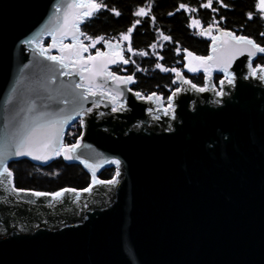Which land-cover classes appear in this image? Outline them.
<instances>
[{"label":"water","instance_id":"water-1","mask_svg":"<svg viewBox=\"0 0 264 264\" xmlns=\"http://www.w3.org/2000/svg\"><path fill=\"white\" fill-rule=\"evenodd\" d=\"M69 3L0 0V159L7 167L20 159L47 166L57 154L36 160L14 155L17 147L34 127L53 120L66 121L63 145L68 127L83 121L73 159L60 155L91 174L92 192L54 200L0 185V264H264V66L253 67L263 53L236 56L228 68L232 84L212 69L211 76L221 73L218 91L210 80L200 92L177 79L168 109L157 96H136L134 82L103 73L93 78L87 70L81 76V64L66 59L63 68L27 43L43 32L39 43L46 37L49 43L41 47L67 58L62 33L56 32L55 47L47 33L63 23ZM62 43H73L71 33ZM187 52L184 72L206 75L188 71ZM105 53L111 57L103 59L123 55L107 47ZM89 54L88 47L85 59ZM120 65L126 64L109 63L108 71ZM89 86L96 94L81 99ZM114 159L121 162L118 183L93 186V171L101 180Z\"/></svg>","mask_w":264,"mask_h":264},{"label":"trees","instance_id":"trees-1","mask_svg":"<svg viewBox=\"0 0 264 264\" xmlns=\"http://www.w3.org/2000/svg\"><path fill=\"white\" fill-rule=\"evenodd\" d=\"M193 1L195 0H102L106 7L87 18L81 26V31L93 39L104 37V41L97 43L95 47H89L91 54H95L97 50L104 51L106 41L122 42L124 57L130 62L114 68L112 72L133 76L131 89L135 93L139 92L141 97L155 94L167 104L170 95L179 88L178 84L173 82L177 77L173 71H161L156 68L157 64L175 69L196 86L202 87L206 83L204 74L189 75L184 72L185 50L201 57H207L210 53V41L191 30L190 17L184 9L179 8V5L184 4L189 9L193 6ZM227 4L230 10L224 12L223 28L236 36L248 37L264 46V35H261L264 33V18L253 12V0H229ZM141 7L148 11L147 16L135 15ZM113 10L118 11L120 15H115ZM250 12L254 17L251 20L247 16ZM137 20L140 21L139 24L135 23ZM133 25V52H129L127 41L121 40L120 36L133 28ZM162 36H169L171 39L165 41ZM83 41L87 46L92 43L85 39V36ZM141 52L147 55H139ZM261 66H264V55L258 56L253 62V67ZM219 78L217 75L215 81ZM81 134V123L76 121L64 134L63 145L76 144ZM8 168L12 172L15 188L26 191L54 194L66 188L84 190L91 184L89 172L81 165L66 164L60 154L44 167L36 166L27 159H20L10 162ZM113 176L114 169L110 168L105 169L99 178L110 180Z\"/></svg>","mask_w":264,"mask_h":264},{"label":"snow or ice","instance_id":"snow-or-ice-1","mask_svg":"<svg viewBox=\"0 0 264 264\" xmlns=\"http://www.w3.org/2000/svg\"><path fill=\"white\" fill-rule=\"evenodd\" d=\"M222 3V0H221ZM224 7H227V5H223ZM106 7L102 0L100 2H97V0H71V3L67 5V9L64 11V20L63 23L60 24V26L54 31V32H48L47 34L53 36V47L56 46L57 40H56V32L62 33L61 36V51L64 50H70L69 55L66 58L65 56L57 57L50 55V49H45L41 47L39 41L42 38V36L45 33H40L39 36L34 37L33 39L27 41L28 44H36L37 49L39 50V55L44 57L46 60L52 61L54 64H59L63 68H68L69 63H66V59L70 60L72 64H81V76H83V71L87 70L89 71L93 78L95 75H99L103 73L106 79H111L113 81H119L125 85L134 82L133 76L128 77H120L115 75L113 72L108 71V64L109 63H123L128 64L130 61L128 59H125L123 55L119 56V59H103L105 57H111V53H105L97 50L96 55L93 56L91 54L88 55L87 59H85L83 53L88 51V47H95V45L101 41H104V37H98L96 39H93L90 36H86L85 33H83L80 30V23L84 22L85 18H91L95 13L99 12L102 8ZM202 7L205 8H212V0H208L206 4H203ZM180 9H184L185 11H189L186 5L181 4L179 5ZM84 9V11H78ZM256 9L259 13L264 14V0H258V3L256 4ZM77 10V11H73ZM216 9H213L215 11ZM55 11L57 13L61 12V7L57 6ZM114 11V14L119 16L120 13L118 11ZM190 11H196L195 9H191ZM135 15L138 17L141 16H147L148 11L141 7L137 12H135ZM171 15V13H170ZM248 19H253V13L247 14ZM71 18V21H70ZM153 21L155 18H152ZM139 20H137L135 23L139 24ZM57 23L59 24V20H57ZM215 25H218V22H214ZM135 25H133V28H130L127 33H122L120 36L121 40L128 41V48L127 50L129 52H133V49L131 47V34L134 30ZM190 27L201 29L200 35H210L213 30V25H210L207 29H204L201 25L200 21L198 19H193ZM217 31L220 32L219 36H211V39L213 40L212 45V51L213 55L207 56V57H201V56H195L191 52H187V57L189 59V65H188V71L190 72H199L201 69L206 73L208 79L211 78V70L212 69H218L220 72L225 74V79H227L229 84L233 83L232 74L228 71L229 66L231 65L233 59H235L236 56L242 55L244 53H247L249 57H254L257 53H264V46H261L257 44L254 40L245 37V36H236L231 32H224L222 30H219L217 27ZM69 33L72 35V44L64 45L62 43L63 38L66 37ZM261 35H264L262 33ZM80 36H85V39L92 41L91 45L85 46L83 41L79 39ZM162 38L165 41H168L171 39L169 36H162ZM105 46L111 50H113L116 53H120L123 51L122 45L120 43L112 44L110 41L105 42ZM155 47V45H153ZM186 51V50H185ZM177 52L179 53V49H177ZM139 55H147V53L141 52ZM102 58L100 60H97V58ZM160 59H163V57H160ZM93 62V63H89ZM195 62V63H193ZM132 63H135V61H132ZM249 67L251 68V60H249ZM156 68L160 69L161 71H173L176 74L177 79L181 81L183 84H190L193 89H196L197 91L204 92L207 91V87H201L197 88L195 84H191V81L183 79L180 72L176 71L175 69H168L164 68L161 64H157ZM139 70V69H138ZM253 75L257 73V69H253ZM260 73H264V68L259 69ZM65 75H68V73H64ZM261 79H264V75H261ZM174 83L176 81H173ZM91 83V81H90ZM221 86L224 84V80L220 81ZM77 87L83 88V84L76 85ZM96 93L93 91V87L89 86L85 93L81 94V99L87 100L89 95H95ZM103 95V93H101ZM118 95H122V93H118ZM175 93H173V96ZM218 95H223V92L221 91L218 93ZM136 96L140 97L141 94L139 92L136 93ZM153 97H155V94L148 96V100H152ZM113 99H116V97H113ZM157 101H160V97H155ZM121 107L123 105L121 104ZM172 97L169 98L168 101V109H172ZM113 111H116L117 109L114 107L112 109ZM90 111V109H89ZM82 113L76 112V115H81ZM169 112L165 110V115H168ZM67 119H75V116H70ZM66 121H50L46 124H38L36 127H34L26 136L23 143L17 147L14 155L20 156V155H30L33 159L41 160V159H48L50 158L51 153L60 154L63 150L65 159H73V156L71 153L75 152L77 148H79V144H74L71 147L63 146L61 144V129L63 127V123ZM83 123V121H81ZM108 163L114 164L117 166L116 170V176L118 177L120 175L119 166L120 161L119 160H110ZM117 179H112L109 181H103L98 180L95 176V171H93V177H92V185H100V184H109V185H115L117 184ZM10 185L11 186V192L16 193L17 195L23 193L35 197H46L51 195L52 199L54 200H60L64 197L65 193H75V189H64L60 192H56L54 194H48L44 192H25V190L22 189H16L15 186L12 184V172L7 167V164L4 163L2 159H0V185ZM85 192H92V186H90L87 189H84Z\"/></svg>","mask_w":264,"mask_h":264},{"label":"flooded vegetation","instance_id":"flooded-vegetation-1","mask_svg":"<svg viewBox=\"0 0 264 264\" xmlns=\"http://www.w3.org/2000/svg\"><path fill=\"white\" fill-rule=\"evenodd\" d=\"M228 1L229 0H222V3H221V0H212V8H205V7H202V5L206 4L208 0H195L193 1L194 4L192 3L193 6L189 8V11H186L187 15L190 17V24L193 19H198L204 29H207L210 25H213V30L210 35H201L202 37L207 38L210 41V43H212L211 36L219 35V31H217V27L219 30H226L223 28V24H224V12L227 10H230L227 4ZM257 3H258V0H253V8H252L253 12H255L256 15L264 18V14L259 13L256 9ZM223 5H227V7H224ZM191 9H195L196 11H190ZM213 9H216V10L213 11ZM214 22H218V25H215ZM191 30L197 34H199L201 31V29H196L192 27H191ZM226 31L231 32L229 30H226ZM110 42L112 44L120 43L122 45V42H118V41H110ZM210 48H211V45H210ZM122 53L124 57V50L122 51ZM262 55H264V53ZM205 76H206V81L209 80L207 75ZM216 76L217 75H214L212 77V80H215ZM219 76L221 75L219 74Z\"/></svg>","mask_w":264,"mask_h":264},{"label":"built area","instance_id":"built-area-1","mask_svg":"<svg viewBox=\"0 0 264 264\" xmlns=\"http://www.w3.org/2000/svg\"><path fill=\"white\" fill-rule=\"evenodd\" d=\"M45 42L44 44H45V46L49 43V37H46L44 40H42L41 42H40V44L42 43V42ZM65 43H69V42H66L65 41ZM221 75V73H218V74H213L212 76H211V79H210V81H211V83H212V86H213V88L216 90V91H218V85H217V83H216V81L215 80H212V77L214 76V75ZM197 87H199V86H197ZM113 169H114V176H113V178L112 179H114V177H115V175H116V170H117V167L115 166V167H113ZM112 179H110V180H112Z\"/></svg>","mask_w":264,"mask_h":264},{"label":"rangeland","instance_id":"rangeland-1","mask_svg":"<svg viewBox=\"0 0 264 264\" xmlns=\"http://www.w3.org/2000/svg\"><path fill=\"white\" fill-rule=\"evenodd\" d=\"M45 42L43 41L40 45L41 46H45V44H44ZM90 53V52H89ZM91 54V53H90ZM141 97V96H140Z\"/></svg>","mask_w":264,"mask_h":264}]
</instances>
